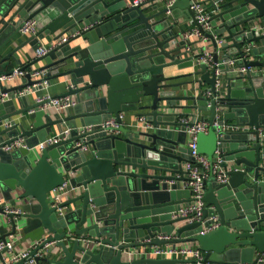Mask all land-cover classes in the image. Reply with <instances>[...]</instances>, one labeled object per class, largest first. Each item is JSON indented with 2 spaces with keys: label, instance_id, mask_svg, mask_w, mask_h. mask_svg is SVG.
<instances>
[{
  "label": "water",
  "instance_id": "95a60500",
  "mask_svg": "<svg viewBox=\"0 0 264 264\" xmlns=\"http://www.w3.org/2000/svg\"><path fill=\"white\" fill-rule=\"evenodd\" d=\"M134 1L0 0V65L9 58L19 65L17 51L26 44L36 51L46 36L56 43L75 33L17 66L24 72L20 83L0 81V214L7 218L0 239L21 232L35 243L27 255L35 264L194 262L128 255L168 243H195L201 264H256L264 258V0H176L168 8ZM193 1L210 14L200 49H187L192 42L174 32L167 15L182 11L199 26ZM31 18L37 32L13 46ZM206 53L209 62L202 60ZM172 65L191 71L166 76ZM14 69L0 68V76ZM179 76L190 79L171 82ZM44 82L65 84L51 97L75 103L44 110L48 99L18 95ZM128 112L145 116L150 126H124ZM110 117L119 123L115 133L99 126ZM196 118L210 125L197 133L196 151L213 162L217 150L226 181L210 172L201 219L190 222L178 211L192 201L181 183L190 159L185 128ZM63 129L64 138L36 148ZM16 139L24 146L5 150ZM64 182L67 192L52 205V190ZM3 205L20 212L6 214ZM215 221L216 228L204 231Z\"/></svg>",
  "mask_w": 264,
  "mask_h": 264
},
{
  "label": "built area",
  "instance_id": "2783aa9c",
  "mask_svg": "<svg viewBox=\"0 0 264 264\" xmlns=\"http://www.w3.org/2000/svg\"><path fill=\"white\" fill-rule=\"evenodd\" d=\"M154 1H161L164 2L165 7H170L176 0H154ZM140 0H135L134 4L139 3ZM191 9L195 12V20L197 21V25H194L192 28L183 31L182 32V38L186 40H190L192 38H198L197 40H205V35L203 34L202 30H211L210 26V14L205 11L203 5L201 3H198L196 1H193L191 5ZM170 11H168L169 13ZM20 32L23 35H29V34H35L37 32V21L35 19H29L25 20L20 28ZM75 33L71 35L62 36L58 42L65 41L69 36L74 35ZM58 42H53L52 44L48 46H41L36 49V55L41 56L45 54L47 51H49L51 48L56 46ZM187 49H191L190 46L187 47ZM205 62L210 61V55L206 53L205 57L202 59ZM234 60L229 61V65H233ZM247 68L240 67L238 71L245 72ZM38 74V73H36ZM24 72L19 71L17 68L13 70V72L9 75H1L0 81L8 82L13 80L14 78H20L23 77ZM35 86V85H33ZM47 86V83H43V87ZM33 92L32 86H28L26 88H23L18 95H27ZM209 94V93H207ZM6 95H3L2 98H5ZM48 99V103L43 104L41 107L44 110H52V111H58V110H67L69 109L74 103L75 100L70 96H64V97H51L50 95H42L38 97L37 101H42ZM138 123H140L143 127H149L150 125L146 122L145 116L141 115L137 117ZM183 121H187L186 119H183ZM214 125H216L214 123ZM100 128L103 129L106 132L109 133H115L118 131L119 123H117L115 117H110L104 119L100 124ZM209 123L206 120H199L196 118L191 125H187L185 128V131L188 135V149H189V160L184 164V169L187 171L186 174V180H184L181 183L182 188H186L190 191L192 201L184 204L181 206V208L178 211L179 215L185 216L189 215V218L187 221H198L201 219V210L204 206V202L201 200L203 195V185L204 181L208 178L210 172L215 176L217 182H224L226 181V176L224 175V171L220 169L219 162L221 161L219 152L215 151V157L213 162H211L206 155L199 154L196 151V135L198 132H204L206 133L209 128ZM87 129L89 128L86 127ZM68 133L67 129H63L60 132L46 137L43 141L39 142L36 145V148L42 149L46 144H51L54 142L59 141L60 139L64 138ZM261 136L264 137V130L261 132ZM24 146L22 139H16L13 142L10 143V145L5 146V150H11L16 147ZM67 192V185L66 182L62 183L61 185L55 187L51 192V203L52 205H56L60 202L61 196L64 195V193ZM1 204V201H0ZM3 211L8 213H14L17 214L20 212V209L18 207H9V205H3ZM59 213L62 214L63 209H58ZM215 219V218H214ZM218 226V223L215 221L213 224L208 225L207 227H204V231H209L211 229H214ZM16 236L8 235L5 240L0 239V253L4 250V248H7V252L5 255L9 256V261L3 260V264H12L13 262L25 258V261L23 264H35L34 257L27 258L29 250L34 246L35 243H30L27 248H24L23 250H20L16 253L13 251V247L16 242ZM149 247L146 249V247L143 250L141 248L139 249H132L128 251L129 256H142V257H181V258H189L194 260L193 263H187V264H201V260L203 258V253L198 248V246L195 243H176V244H164L161 246L158 245H151L147 246ZM209 264V263H206ZM256 264H264V258L259 259V261Z\"/></svg>",
  "mask_w": 264,
  "mask_h": 264
},
{
  "label": "crops",
  "instance_id": "0c3cea01",
  "mask_svg": "<svg viewBox=\"0 0 264 264\" xmlns=\"http://www.w3.org/2000/svg\"><path fill=\"white\" fill-rule=\"evenodd\" d=\"M157 5L159 6V8L165 7L164 2L161 1H157ZM172 23H176V26L173 28L174 32H178L179 30L181 32L186 31L190 28H192L194 26V23L191 21V19L187 16L184 15V13H182V11H175L174 15H176L175 18H173L172 13L169 12L167 14ZM66 36V35H64ZM26 36H24L23 34H18L17 35V40L15 41V43L13 44V46L15 44H19L23 39H25ZM182 37V36H181ZM198 38H192L191 39V45L190 48H197L200 49L201 46L203 45L202 42H197ZM42 46H48L50 44L53 43L52 39L50 36H46L44 39L41 40ZM9 49H11V45L9 47H7V49H5L4 51H2V54H5ZM17 56L18 58L21 60V63L19 65H17L15 63V61L13 59H8L7 61H5L2 65H0V68H5L6 70H9L10 68H16L17 66H22L27 64L31 59H33L34 57H36V51H33L31 46L26 44L23 48H21L19 51H17ZM42 63L38 62L35 63L31 66V68L40 66ZM191 71V68H178L176 65H172L169 67L164 68V74L166 76H174V75H182L184 73H187ZM190 79V77H183V76H179V78L172 80L171 82H176V81H184V80H188ZM21 81V77L20 78H14L11 81L6 82L8 86L11 85H15L20 83ZM66 90V85L63 83H53L52 85H47L44 86L42 89L37 90L35 92H31L30 94H28L31 99H37L38 97L42 96V95H57L60 94L62 92H64ZM15 106L16 108H19L20 106L17 104V102H15ZM138 112V111H137ZM137 112H128L125 113L123 115V124L126 127L129 128H136V129H142L143 126L138 123L137 121ZM199 114V113H198ZM203 113H200V115ZM206 116H208V112L204 113ZM141 116V115H139ZM26 127H28V125H26ZM56 133H58L56 130L54 131ZM52 133L50 136L56 134V133ZM3 203V201H1V204ZM6 220L7 218L5 216H3L2 214H0V226L6 225ZM9 229H7L5 232H9ZM16 242L15 245L13 247V251L14 253L23 250L24 248H27L29 246L30 241L28 240H24L22 237V233L19 232L16 235ZM149 247H146V249H148ZM142 250L144 248H141ZM9 256L4 255L3 257L0 256V264H3V260L5 261H9L10 258H8ZM149 257H153V256H149Z\"/></svg>",
  "mask_w": 264,
  "mask_h": 264
}]
</instances>
